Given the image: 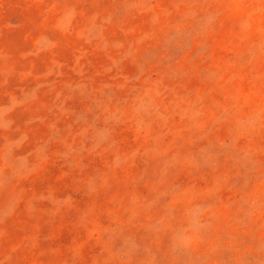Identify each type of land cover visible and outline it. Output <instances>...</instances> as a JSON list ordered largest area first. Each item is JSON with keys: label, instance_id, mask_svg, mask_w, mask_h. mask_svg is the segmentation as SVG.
Returning <instances> with one entry per match:
<instances>
[{"label": "rangeland", "instance_id": "obj_1", "mask_svg": "<svg viewBox=\"0 0 264 264\" xmlns=\"http://www.w3.org/2000/svg\"><path fill=\"white\" fill-rule=\"evenodd\" d=\"M0 264H264V0H0Z\"/></svg>", "mask_w": 264, "mask_h": 264}]
</instances>
